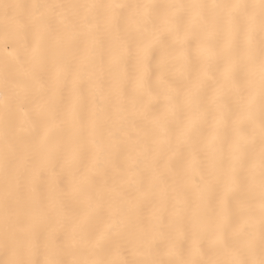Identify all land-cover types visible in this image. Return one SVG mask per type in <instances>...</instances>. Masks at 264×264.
<instances>
[{"label":"snow or ice","instance_id":"6c2138e0","mask_svg":"<svg viewBox=\"0 0 264 264\" xmlns=\"http://www.w3.org/2000/svg\"><path fill=\"white\" fill-rule=\"evenodd\" d=\"M0 264H264V0H0Z\"/></svg>","mask_w":264,"mask_h":264},{"label":"bare ground","instance_id":"6f19581e","mask_svg":"<svg viewBox=\"0 0 264 264\" xmlns=\"http://www.w3.org/2000/svg\"><path fill=\"white\" fill-rule=\"evenodd\" d=\"M5 2H7V0H5Z\"/></svg>","mask_w":264,"mask_h":264}]
</instances>
